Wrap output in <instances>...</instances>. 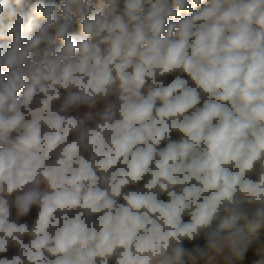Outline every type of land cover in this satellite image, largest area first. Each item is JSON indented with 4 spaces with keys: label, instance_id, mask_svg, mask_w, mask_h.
I'll list each match as a JSON object with an SVG mask.
<instances>
[{
    "label": "clouds",
    "instance_id": "9594fccd",
    "mask_svg": "<svg viewBox=\"0 0 264 264\" xmlns=\"http://www.w3.org/2000/svg\"><path fill=\"white\" fill-rule=\"evenodd\" d=\"M191 4L0 3V264H264V0Z\"/></svg>",
    "mask_w": 264,
    "mask_h": 264
},
{
    "label": "trees",
    "instance_id": "16d2710c",
    "mask_svg": "<svg viewBox=\"0 0 264 264\" xmlns=\"http://www.w3.org/2000/svg\"><path fill=\"white\" fill-rule=\"evenodd\" d=\"M11 2L12 0H6ZM5 2V0H0V3ZM23 11L26 14V22L29 21V19L33 20V14H34V9L36 6V0H23ZM47 2V0H46ZM55 4L57 5V3L55 2ZM60 20L59 22H62V17H59ZM12 25V18L9 17V15L7 14V11L3 14H0V48H2L3 50H7V46L11 43V36L8 35V30ZM6 70V69H5ZM174 75L173 76H169L167 78V82H171L172 79H174ZM144 91L146 92V89H144ZM203 101H201V104L198 105L197 107H202ZM159 106V102L158 105ZM73 115H75L76 113H72ZM171 139L174 141H178L179 140V136L175 133L172 134ZM166 144H161L159 147L163 148L165 147ZM43 188V186H42ZM162 198H166V197H162ZM121 203L123 202L122 200L120 201ZM37 209L33 208V210L30 212L28 217H24L22 218L21 222H31L36 215ZM15 214V209L13 208V215ZM185 221H187L188 217L186 216ZM27 240V238H25ZM197 243H200L201 245H203L204 241L201 238L199 241H196ZM187 247H191V244H186ZM15 253L14 249H10L9 252L6 254L8 256H11ZM250 257H253L254 259H260L261 257L255 253V251H251L250 250V255L245 259V263H249Z\"/></svg>",
    "mask_w": 264,
    "mask_h": 264
},
{
    "label": "rangeland",
    "instance_id": "374dc122",
    "mask_svg": "<svg viewBox=\"0 0 264 264\" xmlns=\"http://www.w3.org/2000/svg\"><path fill=\"white\" fill-rule=\"evenodd\" d=\"M23 0H12L11 2L9 1H6L7 4H8V7L10 9H17L19 10V8L21 6H23ZM40 2V0H36V5ZM45 3H57V6L59 7L62 3V0H44ZM4 3V2H3ZM91 6H98V0H92V5ZM189 6L190 7H193L192 4H191V0H189ZM193 11H199V6H194L193 7ZM8 14V13H7ZM189 13L187 11H184V12H181L180 15L178 17H175L173 18L174 22H178L180 19L186 17ZM10 18H12V24L15 23V19L16 17L15 16H9ZM58 19V22L60 20L59 16L57 17ZM25 23L27 24L28 22L25 21ZM32 32L29 33L30 35H33L35 34V30H36V25H38L39 23H42V18L39 17L37 15V13L35 12V9H34V14H33V20H32ZM52 31V30H50ZM70 34L76 36V37H79L80 36V28H79V25L78 23L74 20V23H73V28L70 30ZM60 45V42H58V46ZM6 71V70H5ZM144 91V90H142ZM85 109H81L80 111L83 112ZM12 200H14V196L12 198H10ZM257 245L258 246H264V230H262L261 232V235L258 239V242H257ZM251 251H254V250H251ZM250 255V250L249 252L245 255V257L243 258L242 261H239L238 264H247L245 263V259ZM259 260V259H254L253 257H250V260H249V263L248 264H256V261Z\"/></svg>",
    "mask_w": 264,
    "mask_h": 264
}]
</instances>
